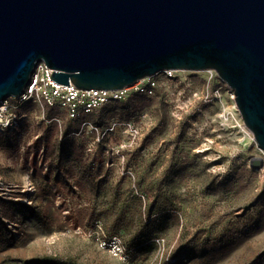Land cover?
Instances as JSON below:
<instances>
[{
    "label": "rangeland",
    "instance_id": "374dc122",
    "mask_svg": "<svg viewBox=\"0 0 264 264\" xmlns=\"http://www.w3.org/2000/svg\"><path fill=\"white\" fill-rule=\"evenodd\" d=\"M173 75L79 119L21 110L0 135V264H264V150L215 71Z\"/></svg>",
    "mask_w": 264,
    "mask_h": 264
},
{
    "label": "water",
    "instance_id": "95a60500",
    "mask_svg": "<svg viewBox=\"0 0 264 264\" xmlns=\"http://www.w3.org/2000/svg\"><path fill=\"white\" fill-rule=\"evenodd\" d=\"M42 62L56 83L101 91L213 70L264 150V0H0V102Z\"/></svg>",
    "mask_w": 264,
    "mask_h": 264
},
{
    "label": "built area",
    "instance_id": "2783aa9c",
    "mask_svg": "<svg viewBox=\"0 0 264 264\" xmlns=\"http://www.w3.org/2000/svg\"><path fill=\"white\" fill-rule=\"evenodd\" d=\"M208 71L214 72L213 70ZM52 72L53 70L45 63H40L23 94L0 102V135H10L19 131L28 119V115L21 110L30 102L39 103L51 109L66 110L72 119H79L111 101L121 99L127 90V88L121 91L81 90L73 84L68 86L56 83L51 79ZM174 72L175 70L163 71L169 79L174 77ZM140 83L141 81H138L131 88L135 91L153 94L154 87L152 86H155V82H152L151 87L147 89H144ZM84 124L88 125V122Z\"/></svg>",
    "mask_w": 264,
    "mask_h": 264
},
{
    "label": "trees",
    "instance_id": "16d2710c",
    "mask_svg": "<svg viewBox=\"0 0 264 264\" xmlns=\"http://www.w3.org/2000/svg\"><path fill=\"white\" fill-rule=\"evenodd\" d=\"M154 243H155V241L153 238H146V239L142 238L139 245L141 246V248L148 249V248H152V246L155 245Z\"/></svg>",
    "mask_w": 264,
    "mask_h": 264
},
{
    "label": "bare ground",
    "instance_id": "6f19581e",
    "mask_svg": "<svg viewBox=\"0 0 264 264\" xmlns=\"http://www.w3.org/2000/svg\"><path fill=\"white\" fill-rule=\"evenodd\" d=\"M232 98H233V100H234V102H235V106H236V108H238L234 94L232 95ZM258 163H259V162L257 161V164H258Z\"/></svg>",
    "mask_w": 264,
    "mask_h": 264
}]
</instances>
